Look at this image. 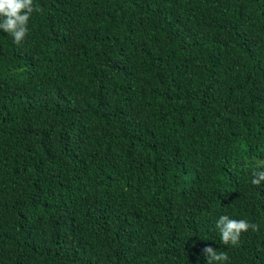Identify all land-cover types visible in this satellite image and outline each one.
I'll return each instance as SVG.
<instances>
[{
  "label": "trees",
  "instance_id": "obj_1",
  "mask_svg": "<svg viewBox=\"0 0 264 264\" xmlns=\"http://www.w3.org/2000/svg\"><path fill=\"white\" fill-rule=\"evenodd\" d=\"M33 2L0 29V264H264V0Z\"/></svg>",
  "mask_w": 264,
  "mask_h": 264
},
{
  "label": "clouds",
  "instance_id": "obj_2",
  "mask_svg": "<svg viewBox=\"0 0 264 264\" xmlns=\"http://www.w3.org/2000/svg\"><path fill=\"white\" fill-rule=\"evenodd\" d=\"M34 11H42L39 5H34L33 0H0V29L10 34L14 38V43L20 44L28 32V22ZM264 164L258 162L257 166ZM251 183L259 186L264 181V170L253 171ZM216 227L221 234V241L224 245H238L242 232L249 229L258 231L256 223H250L244 219L230 218L228 215H221L216 221ZM207 258L208 264L213 262H223L229 259L226 252H217L211 246H206L202 250Z\"/></svg>",
  "mask_w": 264,
  "mask_h": 264
}]
</instances>
